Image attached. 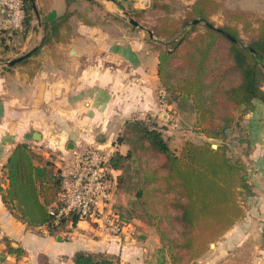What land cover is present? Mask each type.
Wrapping results in <instances>:
<instances>
[{
  "label": "crops",
  "instance_id": "0c3cea01",
  "mask_svg": "<svg viewBox=\"0 0 264 264\" xmlns=\"http://www.w3.org/2000/svg\"><path fill=\"white\" fill-rule=\"evenodd\" d=\"M98 1L107 10L126 17L123 11H127L131 0ZM35 2L39 14L35 11L29 27L23 24L13 29L0 25V185L3 187L8 186L5 163L18 142L31 143L45 157L55 154L58 166L67 156L65 144L73 142L75 147L79 143L77 139L92 143V129H121L127 119L136 116H156L162 123L175 108L174 101L165 103L159 98L158 88L162 85L159 57L145 38L144 28L130 30L121 26L120 34L113 35L107 25L88 22L89 11L73 22L55 25L67 11V0ZM224 2L231 6L230 0ZM232 8L264 12V4ZM2 11L0 2V15ZM32 49L35 50L21 61L8 62ZM43 51L46 56L41 54ZM263 107L264 103L255 100L247 118L251 136L248 157L253 166L249 181L257 205L253 209L245 205L244 216L196 264H264V117L257 115ZM36 135L41 137L35 138ZM108 142L122 153L128 149L124 142ZM131 222L137 234L143 233L141 237L119 238L85 220L67 225L64 234H40L8 208L0 191V252L4 253L0 254V264H10L13 260L17 264H39V254L46 255L51 264H74L71 256L78 249L106 251L130 264H150L144 253L161 247L162 237L151 220L135 216ZM8 243L23 246L25 255L9 252ZM134 251L139 254L135 255Z\"/></svg>",
  "mask_w": 264,
  "mask_h": 264
},
{
  "label": "trees",
  "instance_id": "16d2710c",
  "mask_svg": "<svg viewBox=\"0 0 264 264\" xmlns=\"http://www.w3.org/2000/svg\"><path fill=\"white\" fill-rule=\"evenodd\" d=\"M161 2L154 0L153 7L164 5ZM67 3L66 13L55 25L84 16L82 10L86 9L91 13L90 18L87 16L88 22L107 25L113 35L120 34L121 26L138 28L126 17L107 10L98 0H67ZM118 3L123 7L120 1ZM224 5V0H194L187 12L190 17L188 22L201 18L214 24L210 16L224 9ZM24 9L23 24L29 27L35 13L30 0H24ZM230 10L237 15L250 13L243 8H227L226 13L229 14ZM138 13L143 14L144 10ZM219 27L233 38L206 22L203 30L169 40L172 43L169 47L160 46L159 42L147 38L159 57L158 74L162 85L169 91L193 97L201 130L207 140L201 143L188 140L179 153L161 129L150 127L145 119H128L125 127L128 128L126 138L129 139V147L126 153L118 151L111 154L115 172L124 168L120 162L124 158L143 168L150 159L146 150L159 158V163L152 166V172L143 175L142 186L143 183L145 186L154 183L160 170L163 175L160 178L165 181L163 190L172 194L171 200L167 201L169 211L165 217L168 224L178 227L180 236L169 239L168 253L174 264H178L176 251L179 248L201 251L197 256L207 251L210 237L222 236L244 216L245 204L240 199L241 194L254 192L245 160L240 157L233 159L225 143L214 147L209 139L224 140L230 136L234 111L242 109V116L254 109L255 100L264 103L261 84L264 72V12L259 18L257 35L247 43L242 41L239 27L232 24ZM163 29L173 34L175 28L165 25L153 31L158 35L163 33ZM225 51L228 62L223 58ZM175 59H181L187 68L174 65ZM232 73L237 74L238 80L227 84L226 80L231 78L228 76ZM5 168L8 186L0 185L2 199L20 219L33 228L45 229L51 235L67 230L66 224H77L75 215L55 223L49 210V204L58 199L62 188V177L54 154L45 157L31 143L21 141L12 149ZM120 174L116 172L118 183ZM121 215L132 221V218ZM160 231L164 234L163 230ZM8 251L22 254L25 249L8 243ZM71 258L74 264H126L119 256L88 249L74 251Z\"/></svg>",
  "mask_w": 264,
  "mask_h": 264
},
{
  "label": "rangeland",
  "instance_id": "374dc122",
  "mask_svg": "<svg viewBox=\"0 0 264 264\" xmlns=\"http://www.w3.org/2000/svg\"><path fill=\"white\" fill-rule=\"evenodd\" d=\"M161 1L164 2V5L162 4V6L153 7L154 0H148L147 3H143L142 0H131L127 4V11H123V13L126 16V19L132 16L137 19L143 26L152 30H158L165 25H168V28L173 26V28H175L173 34L171 32H168L167 29H163V33H157L158 35H156L153 31V38H151L149 32L144 29V32L146 33L145 38H149L159 42L160 46L164 45L165 47H169V45L172 44L171 42H169V40H176L179 37L185 36L189 33L194 34L197 30H203L205 23L204 20L193 23L194 19H192L188 22V20H190V17L187 12L194 0H160V3H162ZM262 4H264V0H230L229 5L231 6L229 7L224 5V9L216 11L210 16V20L213 21V23L217 26L232 24L239 27L242 41L247 43L257 35L259 18L262 13L247 8L250 13L237 15L235 14V12H233V10H230L229 14H227L226 9H234L232 8L233 5L261 7ZM124 7L126 9V6ZM141 9L144 10V13H141L139 15L138 12ZM82 13H87V10L83 9ZM75 18H77V16L72 19V22ZM137 27L138 28L136 29H132L131 27L129 29L139 30L140 28H142L140 26ZM150 45L154 49V46L152 44ZM224 50H226V48H224ZM184 51L185 49L182 52ZM41 54L46 56V53L44 51ZM223 58H227L226 51L223 54ZM226 62H228L227 59ZM179 64L181 68H187L186 63L181 59H175L174 65ZM228 77L231 78L229 80H226L227 84L235 83L238 80V76L235 73L230 74ZM261 84L264 88V72L261 75ZM165 91L166 97L165 95H163ZM177 93L178 92H173L171 90L169 91L163 85L158 88V95L162 102H175V108L169 111L171 114L168 116V119L165 122L162 120V123H159L157 119L158 117L152 115L148 117L146 116L145 118L139 116L131 117L129 118V120L136 121L137 119H145L150 127L154 126L161 129L164 135L169 138L171 146L175 148L177 152L181 153L186 141L191 140L197 143H201L207 140V136L201 130L202 124L199 123L196 104L193 97L191 95ZM176 94L178 96H175ZM174 110L176 112H174ZM241 110L234 111L232 114L234 120L232 121V125L230 128L231 134L228 138L224 140L220 138H210L209 141L213 143L214 147H217L220 143H225L228 146V153L232 156L233 159H236L238 157L243 158L248 168V178H251L253 175V166L251 159H249L248 157V154L251 150V136L248 132L249 128L247 127V125L249 122L247 121V118L250 117L249 115L252 111L249 110L241 116ZM257 115H260V117H262L263 115L264 117V107L262 108V111L257 113ZM125 124L121 127V129L116 130H112L110 128L94 130L92 129L93 142L90 144L101 145L109 153H116L120 151L118 149L115 150V148L112 147V145L108 142L109 140L118 143L124 142L126 145H128L127 147H129V139L126 138L128 137V128L125 127ZM170 129H172V132H170ZM77 140L79 143L73 148H69L67 144H65L66 150L64 153L67 156L66 158L61 159L62 162H65L67 160L68 155L70 156L74 154V152L83 150L90 145L89 143L81 142L79 139ZM105 142L106 144H104ZM112 148H114V150H112ZM111 150L113 152H111ZM146 151H148L146 152V154L150 157V159L147 161V164H144V167L141 166L143 168L138 167L135 162L129 161V158H124L120 161L124 165V168L120 174L121 178L119 180V183H117L112 201L114 208L120 211V213L125 217L133 218L136 216L139 218L151 220L155 226L157 225V233L161 235V237L163 235V245L156 249V251H147L146 253H144V259H147L150 264H174L172 257L168 253V244L170 243L169 239L173 237L178 238L180 236H178V227L176 225L168 224L165 217L166 213L169 211L167 201L171 200L172 194L164 192L163 188L165 186V181L164 178H160V175H162V172L160 170L157 171L159 178L154 181V183H151L152 185L148 184L145 186V184L143 183L142 186L143 175L151 173L153 169L152 166L159 163V158L154 156L153 152L149 150ZM68 152L69 154H67ZM139 191L140 194H138ZM255 194V192H253L252 194L242 193L240 199L247 207L249 206L251 209H253L254 206L257 205V198L255 197ZM34 229L37 233L40 234L47 233L46 231H43V228L40 227H34ZM66 229H68L67 226ZM160 230H163L164 234L161 233ZM62 233L64 234V231ZM135 235L141 237L143 233L137 234L136 232ZM214 236L208 239L209 248L212 249H215L216 244L221 237L215 236L214 238ZM177 250H179L176 251L179 255L178 260H176L178 264H196L200 259L204 258L205 254L207 253V251H204L203 254L197 256V254L201 253V251L181 250L180 248ZM134 253L135 255H138L139 251H134ZM0 254L4 253L0 252ZM109 254L118 256L111 253ZM24 255L25 253L23 254V256ZM33 256L34 255H32V257ZM218 258L220 259V257ZM37 259L39 261V264H50L49 259L44 254H39ZM125 263L130 264V262ZM10 264L17 263L15 262V260H13V263Z\"/></svg>",
  "mask_w": 264,
  "mask_h": 264
},
{
  "label": "built area",
  "instance_id": "2783aa9c",
  "mask_svg": "<svg viewBox=\"0 0 264 264\" xmlns=\"http://www.w3.org/2000/svg\"><path fill=\"white\" fill-rule=\"evenodd\" d=\"M3 11L0 25L17 29L25 18L24 0H0ZM166 94V91L163 95ZM62 188L58 199L49 204L55 223L76 216L96 228L119 238L134 236L136 228L124 219L113 205L117 176L111 164V153L101 145L90 144L58 164Z\"/></svg>",
  "mask_w": 264,
  "mask_h": 264
},
{
  "label": "water",
  "instance_id": "95a60500",
  "mask_svg": "<svg viewBox=\"0 0 264 264\" xmlns=\"http://www.w3.org/2000/svg\"><path fill=\"white\" fill-rule=\"evenodd\" d=\"M30 1L32 2L33 7H34V10L36 11V13L39 14V11H38V8H37V5H36L35 0H30ZM147 1H148V0H142L143 3H144V2L147 3ZM128 19H129V21H130L131 23H133V24H135V25H138V26H140V27L146 29V30L149 32V35H150L151 38L154 37V33H153V30H152V29L143 26V25H142L137 19H135V18L132 17V16H130ZM200 20H202V19H201V18H195V19L193 20V23H197V22H199ZM205 22L208 23L209 25H211L212 27H214L215 29L222 31V32H224L226 35H228L229 37L233 38L229 33L225 32V30H223L221 27H219V26H217V25H215V24H212V23L209 22V21H205ZM35 49H36V48H35ZM35 49H32V50H30V51H28V52H26V53H24V54L18 55V56H16V57L12 58L11 60H9L8 62H9L10 64H14V63H16V62H19V61H21L22 59H24L25 57H27L28 55H30ZM37 133H38V132H37ZM40 137H41V135H38V136L36 135V136H35V138H38V139H39ZM67 146H68L69 148H73V147H74V143H73V142H69V143L67 144Z\"/></svg>",
  "mask_w": 264,
  "mask_h": 264
}]
</instances>
